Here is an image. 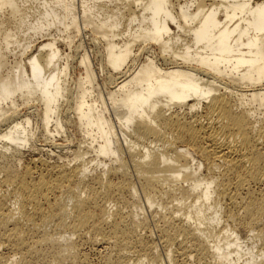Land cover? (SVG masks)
<instances>
[{"label": "bare ground", "instance_id": "bare-ground-1", "mask_svg": "<svg viewBox=\"0 0 264 264\" xmlns=\"http://www.w3.org/2000/svg\"><path fill=\"white\" fill-rule=\"evenodd\" d=\"M0 264H264V0H0Z\"/></svg>", "mask_w": 264, "mask_h": 264}, {"label": "rangeland", "instance_id": "rangeland-1", "mask_svg": "<svg viewBox=\"0 0 264 264\" xmlns=\"http://www.w3.org/2000/svg\"><path fill=\"white\" fill-rule=\"evenodd\" d=\"M82 31H83V32H81L82 34H80L79 37H77L74 40V44H73V46H72V48L70 50L67 47H64V46L61 47V49L64 51L65 54H72V56H74L75 53L76 54H79V53H82L83 51H87L89 54H91V52L93 51V43H92V40H91L92 39L91 34L88 31H84V30H82ZM76 50H77V52H76ZM14 58H15L14 56L13 57L12 56H9V58H8L9 65H12L11 63L13 62ZM78 74H79V70L78 69H75L74 70V73H73V76L74 77H77ZM101 80L102 79L100 77L98 84L101 85V86H104V85H102V81ZM20 113L21 114H24L25 113V109L24 108H21ZM74 137L75 138L71 137L72 138L71 142H69L71 138H69L67 140H64V141L61 140V139L60 140L56 139L57 140V143L56 144H60V145H64L65 146V144L67 142L66 147H68V148H74V146L77 145L76 143H79V137H77L76 135H74ZM76 138H77V140H75ZM70 143H72V144H70ZM36 144H37L38 148L41 147V149H43L42 150V153H41V156L42 157L44 156L43 158H47V156L49 157L51 155V153L54 154L55 152L56 153L59 152L57 150H54V148L52 147V143H50V142H46L45 143V141H43V139H39L36 142ZM41 145H43V146H41ZM67 150L68 149H66V150L64 149L65 153L62 152V154L64 153V155H67L68 156L69 152H71V151H67ZM66 153H68V154H66ZM23 158L24 159L22 161H24V160L27 161L29 159L28 152H25L23 154ZM144 214L145 215H148L146 212H144ZM84 251L85 252L86 251L88 252V248L87 247H84Z\"/></svg>", "mask_w": 264, "mask_h": 264}]
</instances>
